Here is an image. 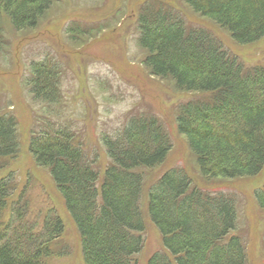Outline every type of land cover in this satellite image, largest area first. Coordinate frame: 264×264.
<instances>
[{"label": "trees", "instance_id": "trees-1", "mask_svg": "<svg viewBox=\"0 0 264 264\" xmlns=\"http://www.w3.org/2000/svg\"><path fill=\"white\" fill-rule=\"evenodd\" d=\"M185 3L225 29L238 44L264 38V0ZM52 5L53 0H0V55L6 56L10 43L4 16L17 31L35 28ZM137 23L138 44L146 52L143 64L152 74L170 79L178 90L211 95L208 102L185 103L180 108L183 114L179 116L177 110L176 116L199 173L211 179L260 175L264 64L245 67L212 33L188 26L177 9L164 3L143 4ZM27 62L26 83L33 99L50 109L59 105L63 99L59 60L43 52ZM136 114L115 132L101 133L98 142L106 159L101 164L98 152L90 151L83 139L77 140V131L65 125H48L31 136L29 150L36 163L49 170L64 199L79 234L84 264H139L145 247L142 170L162 165L172 146L160 118ZM19 146L17 120L0 115V264H47L59 250H53L52 244L65 231L59 216L46 217L43 236L27 234L28 226L25 240L11 235L15 232L17 237L21 231L26 211L15 198L13 174L2 172L5 158L14 157ZM193 183L184 169L174 168L147 190L146 213L162 243L147 264H249L247 238L235 234L240 216L234 196L199 189ZM255 198L264 209V187L255 191ZM261 247L264 250V235ZM58 252L67 254L64 248Z\"/></svg>", "mask_w": 264, "mask_h": 264}, {"label": "rangeland", "instance_id": "rangeland-1", "mask_svg": "<svg viewBox=\"0 0 264 264\" xmlns=\"http://www.w3.org/2000/svg\"><path fill=\"white\" fill-rule=\"evenodd\" d=\"M152 1L177 9L188 26L208 30L245 67L264 64V38L238 44L225 29L194 12L185 0H53L39 26L21 31L4 16L2 24L10 43L6 56L0 55V115L17 120L20 146L14 157L5 158L2 174L15 178V198L26 211L21 229L28 226L27 234L40 237L46 217L59 216L65 231L52 248H64L67 254L55 251L46 263L84 264L79 234L64 199L49 170L38 165L29 150L31 136L48 125H65L77 131V140L83 139L90 151L98 152L101 164L106 160L98 142L101 133L115 132L138 112L152 113L165 125L172 148L161 166L142 170L146 175L142 203L146 230L139 264H147L150 256L162 249L161 235L146 213L147 190L174 168L184 169L199 189L234 196L240 216L235 234L247 238L249 264H264V209L255 198V191L264 187V168L256 177L234 179H211L199 173L195 155L177 130L176 116L185 103L208 102L211 95L178 90L170 79L152 74L143 64L146 52L138 44L137 19L143 4ZM43 52L62 65L63 99L52 109L35 101L26 83L28 59ZM22 234L16 233L25 240Z\"/></svg>", "mask_w": 264, "mask_h": 264}, {"label": "bare ground", "instance_id": "bare-ground-1", "mask_svg": "<svg viewBox=\"0 0 264 264\" xmlns=\"http://www.w3.org/2000/svg\"><path fill=\"white\" fill-rule=\"evenodd\" d=\"M183 114V109H181L180 111H179V116L180 115H182ZM177 130H178V132L180 133V134H182L184 137H185V139H186V141H187V138H186V136L183 134V133H181L180 131H179V128H178V124H177ZM169 139H170V136H169ZM170 144H171V146H172V141H171V139H170ZM187 144H188V141H187ZM188 147H189V144H188ZM189 149H190V147H189ZM191 150V149H190ZM196 157V156H195ZM159 166H161V165H159ZM169 171H171V170H168L167 172H165V173H168ZM195 186V185H194ZM18 226V225H17ZM19 227H20V225H19ZM22 227H20V232H22V233H24V227H23V229H21ZM25 230H28L27 228H25ZM12 236H13V238L14 239H16V238H18V239H20L21 240V238H20V236L18 235L17 237L16 236H14L15 235V232H13L12 234H11ZM23 235V234H22ZM19 242V241H18Z\"/></svg>", "mask_w": 264, "mask_h": 264}]
</instances>
